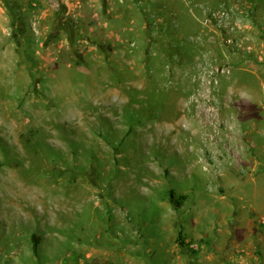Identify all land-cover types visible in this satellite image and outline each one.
Listing matches in <instances>:
<instances>
[{
    "label": "rangeland",
    "instance_id": "1",
    "mask_svg": "<svg viewBox=\"0 0 264 264\" xmlns=\"http://www.w3.org/2000/svg\"><path fill=\"white\" fill-rule=\"evenodd\" d=\"M0 160V264H231L264 225V0H0Z\"/></svg>",
    "mask_w": 264,
    "mask_h": 264
},
{
    "label": "crops",
    "instance_id": "2",
    "mask_svg": "<svg viewBox=\"0 0 264 264\" xmlns=\"http://www.w3.org/2000/svg\"><path fill=\"white\" fill-rule=\"evenodd\" d=\"M262 218H264V215L261 217V223H263ZM231 234L235 247L234 255L236 256L228 262H232L231 264H238V261H241L242 263L240 264H246L247 258L245 259L246 256L242 251H250L249 248H251L253 244H256L259 240L264 241V225L258 224L256 219L253 220L249 215V219L244 224L240 223L231 226ZM221 262L220 264H223V261Z\"/></svg>",
    "mask_w": 264,
    "mask_h": 264
},
{
    "label": "trees",
    "instance_id": "3",
    "mask_svg": "<svg viewBox=\"0 0 264 264\" xmlns=\"http://www.w3.org/2000/svg\"><path fill=\"white\" fill-rule=\"evenodd\" d=\"M1 166H2V162L0 160V168H1ZM169 196H170L171 202L175 203V205L177 207L182 205L183 204L182 200H186V198H187L186 195H181L180 196L181 200H180L179 196L176 197L174 190L169 191ZM39 244H40V237L37 236L36 234L33 235V249H34V252H36V253L38 252Z\"/></svg>",
    "mask_w": 264,
    "mask_h": 264
},
{
    "label": "built area",
    "instance_id": "4",
    "mask_svg": "<svg viewBox=\"0 0 264 264\" xmlns=\"http://www.w3.org/2000/svg\"><path fill=\"white\" fill-rule=\"evenodd\" d=\"M262 222L264 223V218H262Z\"/></svg>",
    "mask_w": 264,
    "mask_h": 264
},
{
    "label": "bare ground",
    "instance_id": "5",
    "mask_svg": "<svg viewBox=\"0 0 264 264\" xmlns=\"http://www.w3.org/2000/svg\"><path fill=\"white\" fill-rule=\"evenodd\" d=\"M202 131V130H201Z\"/></svg>",
    "mask_w": 264,
    "mask_h": 264
}]
</instances>
